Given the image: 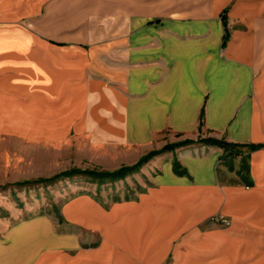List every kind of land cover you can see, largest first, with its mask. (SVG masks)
<instances>
[{"label": "crops", "instance_id": "obj_1", "mask_svg": "<svg viewBox=\"0 0 264 264\" xmlns=\"http://www.w3.org/2000/svg\"><path fill=\"white\" fill-rule=\"evenodd\" d=\"M114 2L96 36L70 16L81 0H0L1 131L74 129L139 154L176 135L264 144V0ZM221 155L202 144L165 152L134 199L77 197L61 221L8 225L0 264H264V146L247 159L249 186L220 183ZM217 213L228 226L210 222Z\"/></svg>", "mask_w": 264, "mask_h": 264}, {"label": "rangeland", "instance_id": "obj_2", "mask_svg": "<svg viewBox=\"0 0 264 264\" xmlns=\"http://www.w3.org/2000/svg\"><path fill=\"white\" fill-rule=\"evenodd\" d=\"M81 1L82 4L71 8L76 11L70 14L74 18L72 20L78 27L82 22L91 23L92 27H97L96 36H99L101 11L109 2L115 9V0ZM89 32L92 33L87 28L84 34L89 35ZM179 139L181 137L176 135L175 140H166L162 146ZM162 146L139 154L137 150L126 149L114 141H101L100 135L74 129L59 137L50 134L22 135L0 130V233L8 225L40 214H48L56 221H61L63 206L77 197H90L105 207L117 201L134 199L150 186L152 176L159 172L156 165L151 166L150 160L154 157L125 177L103 183L81 175L60 176L49 182L37 180L58 176L70 169L114 171L134 164L140 157ZM240 165L241 162L237 164L235 160L230 167L224 165L218 171L220 183L243 181L242 177L248 172L241 170ZM224 217L229 224L228 218ZM96 239V234L89 238L92 242Z\"/></svg>", "mask_w": 264, "mask_h": 264}, {"label": "trees", "instance_id": "obj_3", "mask_svg": "<svg viewBox=\"0 0 264 264\" xmlns=\"http://www.w3.org/2000/svg\"><path fill=\"white\" fill-rule=\"evenodd\" d=\"M222 22L224 25V35L222 40V46L225 44L226 40L228 39V31L226 28V17L222 14L221 16ZM203 126V110H201L199 114L198 119V131H200L201 127ZM192 144H202V145H212L220 148L222 150V155L220 157V163L224 164L228 167L231 166V163L234 159L240 158L241 167L240 169L243 170L245 173L248 172V165H247V159L249 157L250 152L257 150L264 146V144H240L236 142H231L225 139L224 137H215L212 135H208L205 137H201L198 135L195 139L191 138H182L172 143H166L161 148L157 150H152L145 154L144 156L140 157L137 162H135L132 165L129 166H122L114 171H98V170H80V169H70L66 172H63L62 174L58 176H53L51 178H44V179H38V182H49L57 179L60 176H71V175H81L86 178H89L91 180H96L99 183H103L106 180H117L125 177L129 173L139 169L144 163H146L151 158L160 155L165 152H174L176 149L185 147ZM172 169L174 173L178 175H186L187 172L180 163L173 158L172 160ZM243 182L245 185L249 186L251 185V182L245 177H242Z\"/></svg>", "mask_w": 264, "mask_h": 264}, {"label": "built area", "instance_id": "obj_4", "mask_svg": "<svg viewBox=\"0 0 264 264\" xmlns=\"http://www.w3.org/2000/svg\"><path fill=\"white\" fill-rule=\"evenodd\" d=\"M212 223H217L221 225H228V221L222 214L213 215L210 217Z\"/></svg>", "mask_w": 264, "mask_h": 264}]
</instances>
